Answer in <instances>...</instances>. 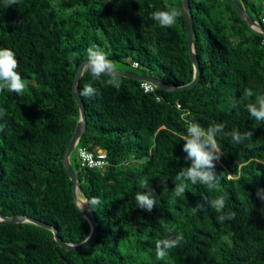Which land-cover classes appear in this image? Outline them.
I'll list each match as a JSON object with an SVG mask.
<instances>
[{
	"label": "trees",
	"instance_id": "16d2710c",
	"mask_svg": "<svg viewBox=\"0 0 264 264\" xmlns=\"http://www.w3.org/2000/svg\"><path fill=\"white\" fill-rule=\"evenodd\" d=\"M189 4L199 61L193 86L144 91L142 80L120 75L117 90L106 83L109 77L97 80L84 69L79 78L86 128L69 160L81 196L99 200L90 206L98 222L94 240L67 249L45 226L1 223L0 264H264V200L256 195L264 190V122L245 107L264 95V37L226 0ZM173 9L180 15L172 27L151 18ZM262 9L253 4L255 15L248 12L259 21ZM89 47L112 61L129 58L137 72L129 71L172 87L194 76L181 0H18L10 6L0 0V49L15 53L27 82L22 94L0 91V213L48 223L69 243L90 232L62 162L80 118L73 81ZM89 83L98 94L81 96ZM245 89L253 96L245 98ZM190 121L205 129L224 125L216 136L222 155L213 161L215 188L184 180L185 194L176 197L177 174L192 163L181 139ZM233 130L252 137L236 143ZM80 147L104 149L105 165L83 164ZM144 180L148 187H141ZM149 189L156 200L151 211L135 200ZM204 196H223L224 211L235 218L221 222ZM198 203L204 210L194 211ZM177 234L182 243L158 260L156 242Z\"/></svg>",
	"mask_w": 264,
	"mask_h": 264
},
{
	"label": "clouds",
	"instance_id": "9594fccd",
	"mask_svg": "<svg viewBox=\"0 0 264 264\" xmlns=\"http://www.w3.org/2000/svg\"><path fill=\"white\" fill-rule=\"evenodd\" d=\"M18 0H5L7 6L16 4ZM180 13L173 10L160 11L157 10L151 14V18L156 21L161 27H172ZM258 22V21H257ZM18 68V61L15 53L8 48L0 49V91L7 90L12 93L22 94L26 87L27 82L22 78L21 74L16 70ZM86 70L94 79H99L101 76H107L109 79L106 83L115 87L117 90L121 87L120 74L114 61L108 59L102 51L89 47L87 49V61L83 65ZM98 94V90L93 87L91 83L86 84L82 89L80 95L83 97H93ZM253 96L251 89H245L244 97ZM235 108L236 105L232 104ZM249 114L259 122H264V95L256 97V103H248L245 105ZM5 115V110L0 109V117ZM224 129L223 124H215L209 126L207 129L201 127L199 122H188L187 135L181 137L186 143L183 146V150L187 153L185 160H191L192 163L186 168L181 170L177 174V180L181 181L177 183L173 189V195L176 197L183 196L185 194L187 184L183 181H190L195 185L198 182L207 186L208 189H213L216 186L217 175L214 171V160H219L222 152L218 146L216 136ZM230 135L233 141L236 143H242L246 139L252 137V132L247 131L243 134L237 130H233ZM163 183V181H162ZM141 187H148L147 180H144ZM166 190V188H165ZM154 190L149 189L148 194H142L137 192L135 200L140 208H146L151 211L156 203L153 195ZM256 195L264 200V190L257 189ZM150 196L152 198H150ZM202 200L207 201L211 208L214 209L220 215L218 219L223 222L225 220H232L235 218L236 213L232 210L224 211L226 201L223 196L209 200L207 196L202 197ZM85 203L90 206H95L99 203L97 197L91 198ZM204 210V204L198 203L194 207V211ZM171 232V230H169ZM184 237L182 234L175 236L169 235L168 238L158 240L155 245V254L158 260H163L171 249L178 247Z\"/></svg>",
	"mask_w": 264,
	"mask_h": 264
},
{
	"label": "water",
	"instance_id": "95a60500",
	"mask_svg": "<svg viewBox=\"0 0 264 264\" xmlns=\"http://www.w3.org/2000/svg\"><path fill=\"white\" fill-rule=\"evenodd\" d=\"M226 1L231 3L234 6L237 13L245 20L247 25L256 34L264 37V27H262L249 14V12H248V10H247V8L243 2H241V1L237 2L236 0H226ZM181 2L183 5L184 25H185V31H186V36H187L188 53L190 55V58L192 60L193 67H194V76H193L192 81L190 83L182 86V87H172L169 84H166V83L158 80L157 78H155L153 76H149V75L133 73V72L127 71V70H119L120 75L130 77V78H134V79H138V80L150 81L159 87L169 89V90L179 89V88H188V87L193 86L196 83V81L198 80V77H199V61H198V57L196 55V52H195L194 46H193V17H192V12H191V8H190L189 0H181ZM86 61H87V59L81 61V63L78 65L77 70H76V74L74 77V81H73V95H74L75 101L79 107L80 118H79V121H78L75 129H74L73 135L68 142L67 148L63 154L62 162H63V165L65 166L66 171H67V173L70 177V180L73 184L72 194H73L74 202L77 204V206L79 207V209L81 210V212L83 213V215L85 216V218L88 220V222L90 224V232H89L88 236L84 240H82L78 243H69V242L64 241L59 236L55 227L48 224V223L39 221L35 218L25 216V215L9 216V215H4V214L0 213V224L1 223H7V222L31 221V222H34L36 224H39V225H42V226H45V227L51 229L53 231L54 238L58 242V244L61 246H64L67 249H80V248L85 247L87 244H89L91 241L94 240V238L96 237L97 232H98V222L94 216L93 210L90 207V205L85 203V201H87V199L85 198L83 202H81L80 204L78 203L77 189H79V184H78V181L76 179L75 170L73 169V167L70 163V160H69L70 153L74 150L79 138L81 137L83 131L86 128L85 108H84V105H83V103L79 97L78 91H77L78 81H79V78H80L82 71L84 69L83 65L85 64Z\"/></svg>",
	"mask_w": 264,
	"mask_h": 264
},
{
	"label": "built area",
	"instance_id": "2783aa9c",
	"mask_svg": "<svg viewBox=\"0 0 264 264\" xmlns=\"http://www.w3.org/2000/svg\"><path fill=\"white\" fill-rule=\"evenodd\" d=\"M258 23L261 25H264V14L261 16ZM133 66H136L137 63L133 62ZM141 87L144 89V91H152L155 87V84H153L150 81L142 80L141 81ZM79 157L81 158V161L83 164H87L89 166H98L101 167L102 165H105L106 163V154L107 152L102 149L98 148L97 152L94 153L90 150H88L85 147H80L78 150Z\"/></svg>",
	"mask_w": 264,
	"mask_h": 264
},
{
	"label": "rangeland",
	"instance_id": "374dc122",
	"mask_svg": "<svg viewBox=\"0 0 264 264\" xmlns=\"http://www.w3.org/2000/svg\"><path fill=\"white\" fill-rule=\"evenodd\" d=\"M238 1H241L243 2V0H238ZM253 4H257L259 7H263L264 9V0H249L246 7L248 9V11L254 16V10H253ZM262 9V10H263ZM127 63L126 62H123V61H114L115 64H116V67L118 70H131V71H135L137 72V69H134L132 66H130L128 63L131 61L129 58L126 59ZM84 197L81 196V193L80 191L77 189V200H78V203L80 204L81 202L84 201Z\"/></svg>",
	"mask_w": 264,
	"mask_h": 264
}]
</instances>
